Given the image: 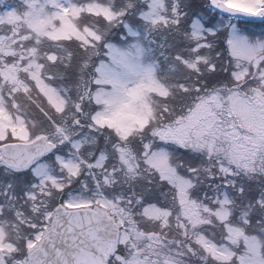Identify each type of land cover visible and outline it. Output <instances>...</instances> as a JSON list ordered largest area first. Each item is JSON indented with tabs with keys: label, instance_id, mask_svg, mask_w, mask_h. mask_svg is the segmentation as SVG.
<instances>
[{
	"label": "snow or ice",
	"instance_id": "snow-or-ice-1",
	"mask_svg": "<svg viewBox=\"0 0 264 264\" xmlns=\"http://www.w3.org/2000/svg\"><path fill=\"white\" fill-rule=\"evenodd\" d=\"M0 264H264V0H0Z\"/></svg>",
	"mask_w": 264,
	"mask_h": 264
}]
</instances>
